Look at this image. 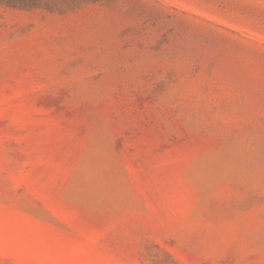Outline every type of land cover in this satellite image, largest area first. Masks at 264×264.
Returning <instances> with one entry per match:
<instances>
[{"label": "rangeland", "instance_id": "374dc122", "mask_svg": "<svg viewBox=\"0 0 264 264\" xmlns=\"http://www.w3.org/2000/svg\"><path fill=\"white\" fill-rule=\"evenodd\" d=\"M0 264H264V0H0Z\"/></svg>", "mask_w": 264, "mask_h": 264}]
</instances>
